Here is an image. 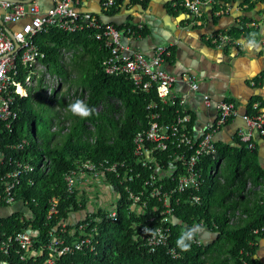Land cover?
Masks as SVG:
<instances>
[{"label":"trees","instance_id":"1","mask_svg":"<svg viewBox=\"0 0 264 264\" xmlns=\"http://www.w3.org/2000/svg\"><path fill=\"white\" fill-rule=\"evenodd\" d=\"M125 1L117 0V4L105 13L116 15ZM129 1L145 9L150 0ZM95 15L102 22L100 16ZM112 24L122 35L129 29H135V34L147 32L146 28L140 29L132 23ZM98 32L96 28L67 32L51 26L35 37L46 53L41 64L47 72L63 78L61 83L68 82L72 75L63 53H72L70 65L78 72L76 82L80 85L75 91L73 102L82 100L95 112L88 119L74 116L69 110L73 102H69L59 89L53 90V98L59 104L55 107L51 98L46 101L42 95L40 78L39 84L31 86L27 96L17 95L14 108L18 117L12 126L9 128L6 122L0 121V153L4 158L0 162V174L14 167L15 159L34 166L33 172L23 175L22 184L16 191L17 200L31 214L25 217L23 212L16 211L0 218V237L5 239L19 231L37 232L34 240L35 249L38 250L33 257L21 258L19 253L12 251L1 258L7 264H46L49 253L44 247L51 243L56 227L62 219L72 218L73 213L82 215L84 211L81 217L84 219L78 224H88L89 232L96 230L93 248L73 251L56 258L55 264H262L256 255L259 240L264 237V165L259 160L256 140L255 146L250 149L238 134L233 144L216 138L217 154L205 157L200 164L204 183L199 190H189L182 195L175 208V218L168 222L172 229L169 246L176 248L178 257H173L166 246L159 247L154 253L148 250L140 226L148 224L157 201L149 199L144 213L132 211L127 185L120 184L116 175L108 173V183L121 193L119 215L115 221L105 218V208L102 206H97V211L91 212L90 206L95 201L91 197L99 198L102 193L100 186L104 182H87L91 197L84 191L79 196L80 190L77 189L69 191L66 175L76 169L81 161L108 159L112 162L134 163L133 138L137 131L147 125V104L158 100L154 90L140 89L130 76L110 74L104 70L103 61L109 48L105 46L104 38H97ZM252 33H256V38L259 37L257 27H235L229 32L232 36L248 39ZM26 73L27 70L23 68L20 79ZM255 103L260 106L254 108ZM261 104L259 97L251 99L247 114H259ZM61 108L67 110L64 115H60ZM165 114L172 116L173 108L169 107ZM46 120L48 124L40 130V122ZM54 123L57 128L53 130ZM23 140H26V144L22 149L10 148L11 144ZM137 168L143 172L140 166ZM87 177L90 178L89 175ZM144 177L129 186L135 191L142 189ZM30 179L34 180L33 184ZM82 180L78 176L77 185ZM108 190L113 192L110 188ZM191 193L200 196L199 203L188 199ZM54 199L58 201L59 211L49 217ZM195 224L203 228L196 237L197 242L192 244L190 251H180L176 247L178 236L185 228ZM67 228L72 229L70 226ZM204 231L215 233L216 236L203 238ZM60 234L59 230L56 236ZM62 235L67 241L73 238L68 232ZM40 246L44 249L42 254L39 253Z\"/></svg>","mask_w":264,"mask_h":264},{"label":"built area","instance_id":"2","mask_svg":"<svg viewBox=\"0 0 264 264\" xmlns=\"http://www.w3.org/2000/svg\"><path fill=\"white\" fill-rule=\"evenodd\" d=\"M79 1L54 0L52 7L41 11L36 4L26 7L21 1L0 0V19L3 21L17 23L28 18L12 34L4 28L0 29V121L6 122L9 128L12 126L13 121L18 117L14 108L17 95L20 97L28 95L37 65L41 64L46 57V53L35 40L37 35L51 26L60 27L67 32H77L85 28L99 30L97 38H104L105 46L109 48V53L103 61L104 70L110 74L130 76L140 89L154 90L158 100H152L147 104V125L137 131L133 138V159L135 160L133 164L126 161L112 162L108 159L81 161L76 169L66 175L68 189L70 192L80 190L79 196L84 191L91 197L87 182L99 181L107 184V189L113 190L110 198L105 200L109 206L106 208L105 202L100 201V195L96 199L91 197L95 201L90 208L91 212H94L102 206L105 208V218L114 221L119 215L118 205L121 193L108 183V173L116 175L120 184L127 185L126 191L128 199L132 201V211L144 213L149 201L155 199L157 202L154 205L153 215L149 217L148 224L140 226L142 239L145 240V245L150 252L154 253L159 247L166 246L173 257H178L176 248L169 246L172 229L168 222L175 218V208L180 203L182 195L189 190H199L204 183L200 164L205 157L217 154L216 133L239 115L238 108L232 101L216 100L207 93H203L204 103L214 105L217 116L206 125L199 136L196 135L191 126L192 116L185 107L186 97H179L172 90L179 78L163 68V63L172 56L171 47L159 45L153 55L146 57L140 51L126 45L122 41V32L112 23L101 22L94 13L80 10ZM215 1L181 0L175 5L182 6L194 16L200 17L203 8ZM116 4L117 0H102L105 11ZM212 41L214 44L221 45L227 44L229 39L224 34L217 33ZM23 68L27 70V73L23 79H20ZM182 79L191 91L200 90L195 75L190 74ZM259 106V103L254 104V108ZM169 107L173 108L172 116L165 114ZM244 119L248 125L247 129H240L237 134L252 149L255 146L256 136L264 139V113L260 112L255 116L245 114ZM25 144L26 140H23L18 144H11L10 148L22 149ZM2 159L4 158L0 153V162ZM13 163L14 167L0 174V202L6 205L18 202L16 191L22 184L23 175L34 171L31 163L18 159L13 160ZM138 166L143 172L138 170ZM78 176L83 178L79 182L80 185L76 183ZM142 177L145 178L142 189L133 190L129 184L137 182L138 178ZM30 183L33 184L34 180L30 179ZM188 199L194 203L200 202V196L197 193H191ZM57 202L56 199L51 202L49 217L58 213ZM96 203L100 204L93 210ZM72 219L73 215L70 219H62L56 227V232L53 233L51 243L45 245L44 248L49 253L46 264H55L56 258L73 251L93 248L96 230L92 229L94 233L89 232L88 224H78L84 218L73 221ZM68 226L72 229L69 230ZM145 229L155 230L158 233L157 237L154 238ZM59 230L61 234L56 236ZM65 232L73 237L70 241L62 235ZM36 234L37 232L27 230L15 232L5 239L0 238V264L8 263L1 257L8 256L12 251L19 253L21 258L36 255L38 253L34 240ZM161 236L163 240L160 239ZM43 252L44 249L40 246L39 253Z\"/></svg>","mask_w":264,"mask_h":264},{"label":"crops","instance_id":"3","mask_svg":"<svg viewBox=\"0 0 264 264\" xmlns=\"http://www.w3.org/2000/svg\"><path fill=\"white\" fill-rule=\"evenodd\" d=\"M26 7L36 4L41 11L53 6L54 0H17ZM178 0H150L145 9L139 4L126 0L116 15V24L132 23L138 28H146L144 34H135L129 29L122 35V41L149 57L159 45L170 46L172 56L163 63V68L179 79L173 85V93L186 97V109L192 116V130L200 135L217 116L214 105H206L203 93L216 100L232 101L239 115L216 133V138L232 143L240 129H247L244 115L247 105L254 97L261 99L259 112L264 113V0H216L203 8L200 17L194 16L186 8L175 5ZM79 9L100 16L106 14L102 0H80ZM2 20V19H0ZM28 18L20 22L0 23V29L14 33ZM257 27L259 47L249 49L248 38L235 37L229 32L235 27ZM222 33L229 41L217 45L212 38ZM195 75L200 90L189 89L182 79ZM259 160L264 165V139L255 137ZM107 185L100 186L101 191ZM100 196V195H99ZM98 196V197H99ZM16 211L29 217L30 210L18 201L12 205L0 204V218L8 217ZM77 213L73 219H77ZM73 221V220H72ZM1 238V237H0ZM256 257L264 264V237L259 240Z\"/></svg>","mask_w":264,"mask_h":264},{"label":"rangeland","instance_id":"4","mask_svg":"<svg viewBox=\"0 0 264 264\" xmlns=\"http://www.w3.org/2000/svg\"><path fill=\"white\" fill-rule=\"evenodd\" d=\"M63 58L65 60V64H67L72 71V75L69 77L68 82L63 81L61 83L63 78H60L58 75H53V74L47 72V70L43 64L37 65V68L35 70L36 77H34V75H33L32 79H31V85L32 86H37L39 84V79L40 78L42 79V91H41V93L44 96L46 101L52 99V104L55 105V107H58L59 104H58V101L55 100V98H53V95H54L53 90L54 89H59V92H61V94L63 93V96L66 97V99L69 102H73L76 98L75 91H76V89H78L80 87V85L76 82V80L78 79V72L75 69H73V67L70 65L72 63V60H71L72 53L71 52L63 53ZM64 93H66V95H64ZM0 104H1V102H0ZM60 111H61L60 115H64V113L67 110H64L63 108H61ZM66 123L68 124L67 121H66ZM46 124H48V120L41 121L40 122V130H42ZM56 128H57V126L54 123L52 129L54 130ZM103 194H104V197H102ZM110 195H111V192L108 189L103 190L101 193L100 201L102 203H104L106 199L108 200L110 198ZM99 204L100 203H96L95 207L99 206ZM104 205H106V208H107L109 206V203L105 202ZM81 213H82V215L80 213H77V216L79 219H82L81 217L84 216L85 212L83 211ZM74 215H76V213H73V216ZM72 220H75V219H72Z\"/></svg>","mask_w":264,"mask_h":264},{"label":"clouds","instance_id":"5","mask_svg":"<svg viewBox=\"0 0 264 264\" xmlns=\"http://www.w3.org/2000/svg\"><path fill=\"white\" fill-rule=\"evenodd\" d=\"M249 49H255L259 47V43L256 39V33L250 35V39L247 41L246 45ZM69 110L74 116H78L81 119L91 118L95 109L91 108L84 101L77 99L75 102L69 105ZM154 238L157 237L158 233L155 230L145 229ZM203 231L200 224H195L191 227L185 228L176 240V247L182 252H188L191 250L192 244L196 243V237L199 233ZM163 240V237H160Z\"/></svg>","mask_w":264,"mask_h":264},{"label":"water","instance_id":"6","mask_svg":"<svg viewBox=\"0 0 264 264\" xmlns=\"http://www.w3.org/2000/svg\"><path fill=\"white\" fill-rule=\"evenodd\" d=\"M101 20L104 23H115L116 17L111 16V15H108V14H102L101 15ZM0 23L2 25H4V22L2 20H0ZM10 34H12V33H10ZM215 236H216L215 233L214 234H211L209 231H204L203 232V238H210V237H215Z\"/></svg>","mask_w":264,"mask_h":264}]
</instances>
